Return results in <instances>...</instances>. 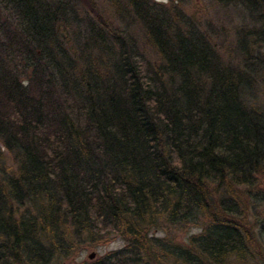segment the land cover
<instances>
[{
  "label": "trees",
  "instance_id": "obj_1",
  "mask_svg": "<svg viewBox=\"0 0 264 264\" xmlns=\"http://www.w3.org/2000/svg\"><path fill=\"white\" fill-rule=\"evenodd\" d=\"M147 1L124 3L157 64L98 34L115 59L73 60L56 34L69 3L0 0V264H60L114 237L78 264H264V105L248 100L264 0H212L251 20L241 66ZM175 228L199 233L175 242Z\"/></svg>",
  "mask_w": 264,
  "mask_h": 264
},
{
  "label": "rangeland",
  "instance_id": "obj_2",
  "mask_svg": "<svg viewBox=\"0 0 264 264\" xmlns=\"http://www.w3.org/2000/svg\"><path fill=\"white\" fill-rule=\"evenodd\" d=\"M64 1L69 3L64 7V13H61L65 23L59 25L60 28L56 30V34L61 48L73 60L77 61L83 57H89L92 61L97 62L102 55V61L107 64L115 59V57L113 59L112 54L104 51L106 48L101 47L98 50L96 45L97 50L95 49L93 45L95 39L93 38H95V34H98V38L100 36L103 38L101 41L103 44H113L120 40H127L136 45V48L150 63L157 64L161 62L156 51L148 44L141 21L131 12L129 6L125 4V0ZM147 5H154L155 8L152 9H155L156 12L165 10L181 12L185 15L186 21L193 22L208 38L210 37L221 61L233 66L242 65L243 56L238 50L236 35L239 30L253 28L251 20L240 7H236V5L222 7L212 0H148ZM173 6L176 8L173 9ZM92 30H94L93 36L89 38V33ZM118 37H120L119 40ZM251 55L250 57L258 58L264 63V45L254 48ZM251 85L248 100L254 106L264 105V72L258 74ZM1 152L5 163L9 167L11 165L10 155L3 148H1ZM197 233H199L197 228H189L187 231L175 228L171 229L168 235L175 242L187 243L189 237ZM151 236L162 238L165 237V234L153 231ZM124 245L125 242L120 237H114L97 247L82 248L76 257L60 264L95 261L110 251L122 248ZM91 254H94L93 259H89Z\"/></svg>",
  "mask_w": 264,
  "mask_h": 264
},
{
  "label": "water",
  "instance_id": "obj_3",
  "mask_svg": "<svg viewBox=\"0 0 264 264\" xmlns=\"http://www.w3.org/2000/svg\"><path fill=\"white\" fill-rule=\"evenodd\" d=\"M94 258V254H91L90 256H89V259H93Z\"/></svg>",
  "mask_w": 264,
  "mask_h": 264
}]
</instances>
